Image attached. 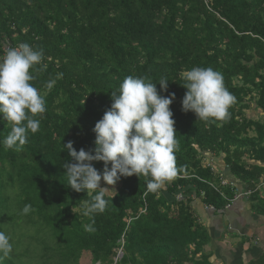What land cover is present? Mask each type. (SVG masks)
Returning a JSON list of instances; mask_svg holds the SVG:
<instances>
[{"label":"trees","instance_id":"trees-1","mask_svg":"<svg viewBox=\"0 0 264 264\" xmlns=\"http://www.w3.org/2000/svg\"><path fill=\"white\" fill-rule=\"evenodd\" d=\"M22 43L44 53L32 83L46 112L21 151L0 144V231L13 244L0 264H80L84 251L92 264H212L194 198L217 211L233 194L208 183L217 177L203 164L207 154L264 206L256 185L264 178V0H0V56ZM193 67L222 74L235 97L226 119L205 122L182 110V74ZM129 75L175 81L157 90L175 93L177 175L156 192L146 189L150 177L102 181L112 187L106 209L85 216L95 193L67 187L63 143L94 154L95 124ZM10 129L0 114V140ZM93 165L103 173V162ZM250 264H264V253Z\"/></svg>","mask_w":264,"mask_h":264},{"label":"clouds","instance_id":"clouds-1","mask_svg":"<svg viewBox=\"0 0 264 264\" xmlns=\"http://www.w3.org/2000/svg\"><path fill=\"white\" fill-rule=\"evenodd\" d=\"M43 57V51L22 43L9 48L0 61V114L11 126L0 140L5 149L21 151L29 133L40 129L41 122L35 117L46 112V100L32 83L35 79L32 70L41 64ZM182 79L184 82L180 84L187 89L182 100L185 113L191 111L205 122L229 116L235 97L225 87L220 72L211 67H193L182 74ZM169 81L173 80L161 77L158 83H152L147 77H125L118 92L111 93V108L95 124L94 154L83 148L77 151L73 141L63 143L70 156L63 165L67 187L76 192L95 193L85 204L83 215L105 211L106 193L112 188L102 187V181L115 186L122 177H150L146 189L156 192L177 175L175 153L179 141L170 107L175 93L165 96L157 90L159 84L167 92ZM54 83L50 80L47 87L51 89ZM93 162L104 163L103 173ZM31 207L25 205L23 213L28 214ZM83 227L85 231H94L91 224ZM12 251L11 237L0 231V254L7 257Z\"/></svg>","mask_w":264,"mask_h":264},{"label":"crops","instance_id":"crops-1","mask_svg":"<svg viewBox=\"0 0 264 264\" xmlns=\"http://www.w3.org/2000/svg\"><path fill=\"white\" fill-rule=\"evenodd\" d=\"M217 165L225 168L219 157ZM224 175L239 189H246L229 170H224ZM256 185L259 197H264V178ZM251 196L239 198L230 207L217 211L207 209L199 198H194L198 218L210 236L202 252L210 256L212 264H250L264 253V206L259 207Z\"/></svg>","mask_w":264,"mask_h":264},{"label":"built area","instance_id":"built-area-1","mask_svg":"<svg viewBox=\"0 0 264 264\" xmlns=\"http://www.w3.org/2000/svg\"><path fill=\"white\" fill-rule=\"evenodd\" d=\"M8 49H9V46L6 47L4 55L0 56V61L3 60ZM203 164L210 169V171L214 174L215 177H217L216 181L208 182L211 187H213L215 190L220 192L223 196H225V191L223 190V188H230L233 195L231 198H228V202H227L225 208L230 207L232 202L239 199V198H244V197L248 198L251 195H253L254 190H251V189L241 190V189H239V187L237 186V184L235 182H233V181H231L225 177L224 170H226V169L228 170V166L225 165V168L222 170L217 165V156H215L213 154L212 155L207 154L206 156H204ZM178 197L181 198L182 197L181 194H179ZM225 198H227V197L225 196ZM205 207L207 209H211V210L215 211L213 206H205ZM120 241H121V247L118 248V250H117L118 254L122 252V246L124 243L123 238Z\"/></svg>","mask_w":264,"mask_h":264},{"label":"rangeland","instance_id":"rangeland-1","mask_svg":"<svg viewBox=\"0 0 264 264\" xmlns=\"http://www.w3.org/2000/svg\"><path fill=\"white\" fill-rule=\"evenodd\" d=\"M249 113L250 114L255 113V115H257L258 111H255V112L254 111H249ZM101 186L107 187L104 184H102ZM109 188H112V187H109ZM108 192H109V190H108ZM110 192H112V190ZM79 263L80 264H92V256H91L90 252L84 251L82 256H81V258H80Z\"/></svg>","mask_w":264,"mask_h":264},{"label":"water","instance_id":"water-1","mask_svg":"<svg viewBox=\"0 0 264 264\" xmlns=\"http://www.w3.org/2000/svg\"><path fill=\"white\" fill-rule=\"evenodd\" d=\"M122 255H123V252L119 253V254H118V257L121 258ZM96 264H97V263H96ZM99 264H100V263H99Z\"/></svg>","mask_w":264,"mask_h":264}]
</instances>
